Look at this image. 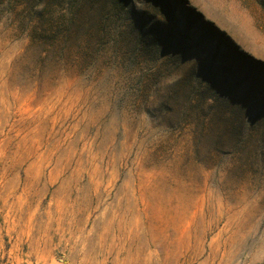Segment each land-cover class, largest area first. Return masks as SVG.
I'll return each instance as SVG.
<instances>
[{
    "label": "rangeland",
    "instance_id": "obj_1",
    "mask_svg": "<svg viewBox=\"0 0 264 264\" xmlns=\"http://www.w3.org/2000/svg\"><path fill=\"white\" fill-rule=\"evenodd\" d=\"M0 264H264V0H0Z\"/></svg>",
    "mask_w": 264,
    "mask_h": 264
}]
</instances>
